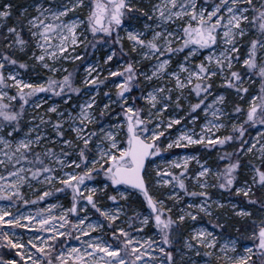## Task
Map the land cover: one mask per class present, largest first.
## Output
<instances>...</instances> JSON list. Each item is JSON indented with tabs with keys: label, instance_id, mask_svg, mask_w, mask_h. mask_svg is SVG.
Returning <instances> with one entry per match:
<instances>
[{
	"label": "snow or ice",
	"instance_id": "1",
	"mask_svg": "<svg viewBox=\"0 0 264 264\" xmlns=\"http://www.w3.org/2000/svg\"><path fill=\"white\" fill-rule=\"evenodd\" d=\"M257 125L264 0H0V264H264Z\"/></svg>",
	"mask_w": 264,
	"mask_h": 264
},
{
	"label": "rangeland",
	"instance_id": "2",
	"mask_svg": "<svg viewBox=\"0 0 264 264\" xmlns=\"http://www.w3.org/2000/svg\"><path fill=\"white\" fill-rule=\"evenodd\" d=\"M65 67H68L69 70L71 71L75 66L73 65L72 67H70L68 64L65 65ZM103 75L107 76L108 73L104 72ZM259 85H255V88ZM110 88H112V85H109ZM107 90V89H104ZM114 90V89H113ZM56 102H59V100H57ZM202 114V113H201ZM181 115H183V113H181ZM198 123H203V119H201ZM181 126H177V128H179ZM257 130H264V129H260V126L257 125L256 129L251 130V135L255 136L256 135V131ZM196 131L199 132V126H197ZM170 134L175 137V135L177 134L176 129L170 130ZM167 143V141H165V144ZM231 150V149H228ZM169 153H171L172 155H169ZM193 154H198L201 156L202 159H207L209 160L210 163H212L213 165H215V158L217 156V151L214 150H204L202 149L200 146H195V147H190L188 149H184V148H174L169 150L168 153H164V156L168 159H172L173 156H184V155H193ZM161 161H157V163H160ZM190 167L195 170L196 169V165L195 163L191 164ZM91 186V185H90ZM24 194L25 197L29 200H35L36 199V195H34L29 189L25 188L24 190ZM187 199V198H186ZM69 200H70V196H65L64 194L60 193V196L57 195V193H55L52 197H50L49 199H46V201L42 202L41 204H28L25 205L23 204L22 201H15L12 202L14 203V206L12 207V211L15 213L17 211V209H19V212L22 214H28V213H32L35 214L38 210L42 209V208H47L50 204H61L64 205V207H69ZM9 201L7 200H0V206H4L7 207L9 205ZM54 215L59 216L60 212L59 210H54L53 212ZM89 216L91 218L90 222H94L96 217L92 214L89 213ZM70 219L73 220V222H75L74 218ZM58 227V225H57ZM10 232V234L14 233L16 237L20 238L23 241H27L29 238H31L34 234L36 233L35 229H6ZM151 234V233H149ZM79 235L78 232L73 231V235L72 237H65L62 239L66 240V247H79L80 246V241H77L75 239V236ZM95 235V234H93ZM81 239H86V237H81ZM0 255H3L5 259H11L14 258V252L9 251L8 249H4V248H0Z\"/></svg>",
	"mask_w": 264,
	"mask_h": 264
},
{
	"label": "flooded vegetation",
	"instance_id": "3",
	"mask_svg": "<svg viewBox=\"0 0 264 264\" xmlns=\"http://www.w3.org/2000/svg\"><path fill=\"white\" fill-rule=\"evenodd\" d=\"M25 2V0H18L17 1V3H24ZM112 68H113V70H116V66L115 65H112ZM110 79L111 80H116L117 78H114V77H110ZM258 85V84H257ZM256 87H258V86H256ZM56 101L58 100V98H54ZM201 117H202V114H201ZM42 202H44V201H40V202H38L37 204H41Z\"/></svg>",
	"mask_w": 264,
	"mask_h": 264
},
{
	"label": "trees",
	"instance_id": "4",
	"mask_svg": "<svg viewBox=\"0 0 264 264\" xmlns=\"http://www.w3.org/2000/svg\"><path fill=\"white\" fill-rule=\"evenodd\" d=\"M69 65V64H68ZM70 67H72L73 65H69ZM57 186H59V185H57ZM57 195H59L60 196V193H57ZM50 198V197H49ZM49 198H47V199H49Z\"/></svg>",
	"mask_w": 264,
	"mask_h": 264
},
{
	"label": "bare ground",
	"instance_id": "5",
	"mask_svg": "<svg viewBox=\"0 0 264 264\" xmlns=\"http://www.w3.org/2000/svg\"><path fill=\"white\" fill-rule=\"evenodd\" d=\"M18 1V0H17Z\"/></svg>",
	"mask_w": 264,
	"mask_h": 264
}]
</instances>
